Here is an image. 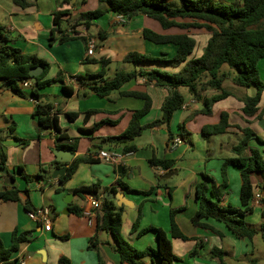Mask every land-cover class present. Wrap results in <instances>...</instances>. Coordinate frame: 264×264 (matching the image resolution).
I'll return each instance as SVG.
<instances>
[{"label": "crops", "instance_id": "1", "mask_svg": "<svg viewBox=\"0 0 264 264\" xmlns=\"http://www.w3.org/2000/svg\"><path fill=\"white\" fill-rule=\"evenodd\" d=\"M28 1L31 6L22 9L16 6L13 0H0V28L3 29L0 32V46L3 42L2 34L7 39L5 45L8 47L19 49L25 55L35 56L49 65L44 80L60 77L63 80L39 90L40 98L34 100L29 95L25 98L18 96L6 82L0 81V149L7 157L6 169L14 179L13 184H6L0 171L2 175L0 191L9 187L20 191V201L0 200V239L5 248H10L14 231L20 234L27 233V241L20 245L10 260L14 264L21 261H25V264H59L60 258L64 257L70 260L71 264H99L100 254L105 264H122L120 254L114 248L112 235L109 232H97L96 224H89L88 218L84 216L89 210L87 199L84 195L77 196L74 193L80 187L100 184L101 187L115 188L116 193L123 194L128 200V205L122 206L124 207L122 235L137 250L157 249L156 233L149 231L139 235V231L153 226L162 228L170 235V212L176 210V223L190 240L183 241L170 236L176 255L174 264H221L220 259L213 256L212 250L221 249L226 252V257L230 256L231 252L224 250V239L232 240L234 264H252L253 259L239 258L247 254L246 251L253 246V242L236 238L223 223L216 220L208 219L204 222L220 232L223 237L211 230L195 227L191 220L198 210L196 185L204 180V175H208L216 185H220L222 164L227 159L217 151L221 137L217 135L205 137L202 135L203 128L219 123L221 113L227 112L232 126L251 128L257 134L259 140L250 141V146L260 150L264 157V92L256 116L247 118L243 114L242 100L247 96L254 97L257 93L255 87L245 89L235 86L229 80L225 81L223 87L231 95L214 104L212 115L202 114V103L196 102L191 96L188 98L184 95V92L188 94V91L184 89L182 92L180 89L186 103L172 117L170 131L173 137L169 136L170 132L165 127L147 129L142 136L148 139L149 150L140 154L135 139L132 144L136 146V151L125 155L122 146L110 143L108 139L120 137L127 130L133 113L141 110L145 102L139 98L122 96L120 91L140 92L151 98L152 108L142 118L143 125L161 117V109L169 97V92L148 84L145 79L139 77L125 84L120 91L113 92L109 98H103L89 88L78 85L74 77L103 74L101 79L90 80L91 86L94 82L112 79L119 71L160 69L178 72L183 65L177 68L161 64L134 66L126 63L124 58L130 53L155 57L165 55L171 58L175 55L177 46L155 44L145 40L143 31L150 29L161 34H175L180 31L173 29L165 32L157 22L143 15L136 16L122 25L117 23L115 14L109 13L95 20L89 29L79 26L72 30L65 23L63 29L71 40L65 43L58 40L51 42L55 12L69 11L76 16L97 9L99 0ZM100 32L107 34L106 40H100ZM193 37L197 46L191 58H197L201 56L209 35L199 32L193 34ZM90 41L95 43L93 56L87 55ZM104 61L107 63L104 64ZM258 67L261 80L264 82V59L258 63ZM66 86L72 88L70 94L64 90ZM25 91L30 93V89ZM216 94L217 92L212 90L206 92L208 97ZM38 103L51 107V114L58 118L60 128L69 135L71 141H63L60 143L61 147H57L56 130L53 126H40L34 116ZM92 110L99 113L85 120L84 113ZM70 113H80V116L70 120L68 117ZM99 123H101L99 128L93 133L89 132ZM181 124H185L184 128L187 131L185 138L181 136ZM176 125L180 132L176 130ZM193 136H196L204 153L202 151L194 153L196 146L193 143L195 138ZM220 136L229 138L232 146H228L227 149L231 151L242 137L240 131L232 127L226 134ZM177 138L182 140L181 144H174ZM75 139L78 140L77 144L74 142ZM25 142L27 145L24 146ZM74 146L75 151L70 149ZM223 147L221 144L220 148ZM57 149L73 153L72 161L58 162L54 154ZM108 150L124 155L120 165L106 164L96 158L100 151ZM152 157L173 160L175 164L170 171H164L150 165L149 159ZM87 158L94 159V162L80 161ZM211 161L214 166L210 168ZM54 162L60 165H53ZM74 163L77 164L75 173L64 185L60 184L59 180L63 175L54 178V173L66 165L69 169ZM232 169L237 170V173L233 170L235 176L239 175L235 192L231 191ZM169 173L171 176L165 178ZM227 174L229 192L220 204L241 208L240 169L229 166ZM252 181L255 186L252 201L254 211L245 219L252 227L260 229L264 222L261 203L264 199V174H254ZM120 183L125 184L131 191L123 189ZM209 185L211 188L213 183L209 182ZM231 193L233 194L230 195ZM257 195H260V200L256 199ZM27 198L31 200L35 210L43 207L51 209L50 232L28 217V212L24 208V201ZM74 208L81 209V215L72 212ZM140 213L139 229L132 232L133 224ZM95 236L98 237V241L93 244L97 249H91V241ZM226 257L225 264H228ZM137 262L157 264V260L151 257L142 258Z\"/></svg>", "mask_w": 264, "mask_h": 264}, {"label": "trees", "instance_id": "2", "mask_svg": "<svg viewBox=\"0 0 264 264\" xmlns=\"http://www.w3.org/2000/svg\"><path fill=\"white\" fill-rule=\"evenodd\" d=\"M13 3L26 9L31 6L28 0H13ZM113 13L116 16H122L126 21H130L136 16H146L159 24L163 31L168 32L177 29L180 33L161 34L150 29L143 31V38L155 44H173L177 46L176 53L173 57L167 58L155 57L139 53H130L126 55L124 61L134 66L138 64H161L173 68L180 67L178 72H168L160 69L150 70H133L131 72L119 71L110 80H104L94 85L89 84L90 80H98L103 74L91 76L74 77L78 85L89 88L96 95L109 98L113 92L120 91L121 88L141 77L158 88L166 89L169 97L164 103L161 111L162 115L156 121L143 125L142 118L151 110L152 100L144 93L140 92H121L122 96H131L144 100L145 104L141 110L135 111L127 130L117 138L108 139L110 143L122 146L123 153H132L136 151V146L132 144L135 139L142 136L144 131L155 127H165L168 129L169 136L173 137L170 131V123L174 113L180 110L186 103L184 95L180 89H186L193 100L203 105L201 111L204 115H212V107L215 103L225 100L231 93L224 89L225 81H231L235 86L249 89L255 87L257 93L254 97L247 96L243 98V114L247 118L256 116L258 105L264 92V82L261 80L258 63L264 59V0H240L233 4H223L214 0H99L98 8L93 11L83 12L76 16L69 11H58L53 15L54 29L52 30L51 42L58 40L65 43L71 38L65 33L63 27L68 24L69 28L75 30L79 26L89 29L95 20L102 16ZM3 29L0 28V32ZM195 32V33H193ZM203 32L209 35V39L200 57L191 58L197 46L193 34ZM3 42L0 46V81L8 84V87L18 96L25 98L30 96L33 99H39V90L48 85L62 81L58 79L44 80L49 65L35 56L25 55L19 49L11 48L5 45L6 37L1 34ZM59 37V38H57ZM100 40L107 39V34L99 33ZM107 61H104V64ZM43 66L44 72L37 78H31L30 72L34 67ZM26 80H33L34 87L28 94L21 86ZM66 93H71V87H64ZM217 92L216 95L208 97L206 92ZM99 111L92 110L84 113L85 120L98 114ZM34 116L42 127L53 126L57 132L56 144L61 147V142L71 141L67 133L59 126L56 116L51 114L49 105L37 104ZM80 113H70V120H75ZM101 123L93 127L89 132H94ZM185 125V124H184ZM184 125H180L181 136L186 137L187 131ZM237 128L241 133L239 143L232 147L231 158L224 160L221 168L222 183L216 185L211 177L204 175V180L196 185L195 193L198 203V210L192 218V224L197 228L211 230L220 237L223 235L206 224L204 220L213 219L223 223L230 232L238 239H246L253 242L254 238L261 235L264 239V222L260 229L252 227L247 221L246 216L252 214L254 208L252 201L254 199V183L252 177L254 174H264V157L260 150L250 146V141L257 139V134L251 128H240L230 124V115L222 112L219 123L210 125L202 130V135L210 137L212 135L226 134L230 128ZM189 134V133H188ZM77 144L78 140H74ZM27 145V142L23 143ZM74 147H70L75 151ZM7 157L0 149V171L6 168ZM84 162H94V159H81ZM152 167L161 168L164 171H170L175 164L173 160L159 159L152 157L149 159ZM53 165H60L54 162ZM229 166H236L240 169L241 191L240 202L241 208H235L231 205L223 206L220 201L228 194V174ZM77 169V164L70 165L65 175L60 177V184L64 185L73 176ZM20 171L23 172L22 168ZM2 176V175H1ZM29 181V179H28ZM209 182L213 183L210 188ZM120 186L131 191L125 184ZM264 188V185H263ZM28 192V190H27ZM108 192H117L115 188L101 187L95 184L88 187H80L74 191L77 196L85 193H91L95 197ZM139 193V192H138ZM0 200L20 201V191L16 188L0 191ZM262 219L264 220V199ZM24 208L27 212H33L31 200L27 198L24 201ZM77 215H81V209L74 208L71 210ZM124 207H119L115 200L104 198L102 212L99 214L95 224L97 232H109L115 242V250L120 254L121 263L139 264L137 260L145 257L155 258L157 264H174L176 255L173 251V239L189 241L186 235L182 233L176 223V210H171L170 235L162 228L147 227L139 231V235L153 231L157 235V249L147 248L143 251L134 248L122 235ZM141 221V213L133 224L132 232H137ZM171 236V238H170ZM27 241V233L12 234L11 247L5 248L0 239V263L14 264L10 259L17 252L20 245ZM98 241L95 236L91 241L90 248L97 249L93 244ZM214 257L220 259L221 264H225L226 252L221 249H213ZM255 264L254 260H251ZM59 264H71L67 258H60ZM99 264H105L99 254ZM156 264V263H152Z\"/></svg>", "mask_w": 264, "mask_h": 264}, {"label": "built area", "instance_id": "3", "mask_svg": "<svg viewBox=\"0 0 264 264\" xmlns=\"http://www.w3.org/2000/svg\"><path fill=\"white\" fill-rule=\"evenodd\" d=\"M116 21H117V23L122 24V25L127 23L125 18H123L122 16H118V15L116 17ZM94 52H95V43H94V41H90L88 43L87 55L93 56ZM75 82H77V80H75ZM21 86L24 89H31L34 87V82H33V80H26V81L21 83ZM181 143H182V140L180 138H177L174 141V144H176V145L181 144ZM123 157H124V155L122 153H119L117 151H109V150L108 151H100L96 155V158L99 161H102V162H104L106 164H110V165H120ZM0 178H2L1 175H0ZM83 195L86 197L87 203L89 206V210H87L84 213V216L86 218H88L90 225H94L99 214L102 212L103 201H104L105 196L100 195L99 197H95L91 193H85ZM256 199L260 200V195H257ZM50 212H51V209L49 207H43V208H40V209L35 210L33 212H28L27 214L31 220L36 221L37 223L43 225V228L45 231L50 232L52 230V222L50 219ZM19 264H25V261H21ZM123 264H127V263H123Z\"/></svg>", "mask_w": 264, "mask_h": 264}, {"label": "rangeland", "instance_id": "4", "mask_svg": "<svg viewBox=\"0 0 264 264\" xmlns=\"http://www.w3.org/2000/svg\"><path fill=\"white\" fill-rule=\"evenodd\" d=\"M214 1L221 2L223 4L228 5V4L237 3L240 0H214ZM175 2H176V0H175ZM226 87H228V86H226ZM181 91L183 92L184 89L182 88ZM184 95H187L188 98L190 97V94L189 93L186 94V91L184 92ZM175 127H176V130L178 132H180L179 129H178V125H176ZM217 136L221 137V139H222L221 142H220V145L221 144L224 145V147L222 149L220 148V145L218 146V150H217L218 153L219 154H222L223 158H231L233 156L232 151L227 149L228 146L229 147L232 146L231 142H229V138L227 136H220V135H217ZM193 137H195V138H193V143L196 146V149H195V152L194 153H197V152H200V151H202V153H204L203 152L204 150L198 144V140H196L197 139L196 136H193ZM135 144L139 148L140 154L144 153V151H148L149 150L148 149L149 148V146H148V144H149L148 139L147 138H144V136H142V138H137L135 140ZM142 148L144 150H141ZM202 166H204V165L202 164ZM213 166H214L213 162L212 161L209 162V167L211 168ZM233 170L235 171V173H237V170L236 169H232V188L233 189H231V191L233 190L235 192L236 183H238L237 180H239V175L235 176L233 174ZM232 194L233 193H231L230 195H232ZM124 239L127 241V238L126 237ZM223 246L225 248L224 249L225 251L231 252V255L228 256V257H226L227 263L228 264H234L235 261H233V259H235V257H232V240H230V239H224ZM246 253L247 254H244L239 259H245V258H247V259H253L257 264H264V239L262 238L261 235H258L254 239L253 246L251 245L250 248H249V250H248V252L246 251ZM225 262H226V260H225Z\"/></svg>", "mask_w": 264, "mask_h": 264}, {"label": "water", "instance_id": "5", "mask_svg": "<svg viewBox=\"0 0 264 264\" xmlns=\"http://www.w3.org/2000/svg\"><path fill=\"white\" fill-rule=\"evenodd\" d=\"M44 72V67L39 65L37 67H34L31 72H30V76L31 78H37L39 77L42 73ZM54 154L56 155V160L58 162H62V163H70L72 161L73 158V153H71L70 151H64L61 149H57L54 151ZM68 171V165H66L64 168L58 169L53 177L56 178L57 176H62L64 175L66 172ZM3 176H4V181L6 184L11 185L14 183V179L12 177V175L9 173L8 169H3L2 170ZM171 176V173L167 174L165 178H168ZM12 189V187H9V190ZM105 198L107 200H115V202L117 203V205L119 207H122L124 205H128V200L125 198V196L121 193H115V192H108L105 195Z\"/></svg>", "mask_w": 264, "mask_h": 264}]
</instances>
